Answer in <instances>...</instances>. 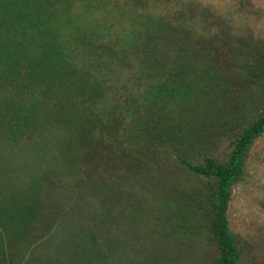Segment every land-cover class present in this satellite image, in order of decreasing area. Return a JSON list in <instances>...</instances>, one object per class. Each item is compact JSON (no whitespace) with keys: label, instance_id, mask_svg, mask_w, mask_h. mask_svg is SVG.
<instances>
[{"label":"trees","instance_id":"16d2710c","mask_svg":"<svg viewBox=\"0 0 264 264\" xmlns=\"http://www.w3.org/2000/svg\"><path fill=\"white\" fill-rule=\"evenodd\" d=\"M201 15L0 0V264H184L198 246L241 264L227 210L264 134V54Z\"/></svg>","mask_w":264,"mask_h":264},{"label":"rangeland","instance_id":"374dc122","mask_svg":"<svg viewBox=\"0 0 264 264\" xmlns=\"http://www.w3.org/2000/svg\"><path fill=\"white\" fill-rule=\"evenodd\" d=\"M164 1L170 9L178 11L188 19L198 17L205 20L201 11L210 7L218 21L229 20L233 39L251 38L252 43L264 54V0ZM209 25L211 31H215L214 22L211 21ZM57 132L58 130L53 131L55 135ZM9 156L7 147L0 142V160L4 161ZM22 161L23 158L16 159L18 165ZM35 161L33 163L40 164L42 169L48 164H54L55 167L59 164V161ZM85 163L89 164V161L86 160ZM18 170L16 169L14 174L16 178L22 175ZM227 217L230 231L239 239L241 264H264V134L250 151L244 180L232 190ZM193 252L192 255L184 257V264H205V248L198 246Z\"/></svg>","mask_w":264,"mask_h":264}]
</instances>
